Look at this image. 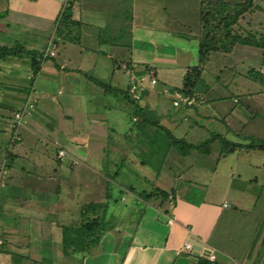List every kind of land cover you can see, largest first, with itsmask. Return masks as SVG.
Returning <instances> with one entry per match:
<instances>
[{"label":"crops","instance_id":"obj_1","mask_svg":"<svg viewBox=\"0 0 264 264\" xmlns=\"http://www.w3.org/2000/svg\"><path fill=\"white\" fill-rule=\"evenodd\" d=\"M53 1L56 3L54 17L51 21L52 27H49L47 32L50 28L54 30L55 19L65 2L47 0L49 4ZM102 1L105 0H78L73 5V19L82 24L79 28V42L66 43L55 50L51 49L54 61L50 60V64H47L49 59L42 62L40 71L47 68L49 72L45 89L39 92L37 101L33 95L31 96L36 103L22 119L23 134L18 133L20 136L18 142L10 130L11 119L13 114L20 110L24 101L28 100L31 91L33 94L36 93L39 78L36 75L30 83L32 75L27 60L16 61L10 58L0 61V73H6L8 78L17 80L0 85V97H3L2 88L10 90L6 91L7 101L2 100L4 103L0 105L2 111L0 122L4 126L6 121L8 125V139L5 148L2 149L5 151L4 158H8L10 164L9 169H3L4 175L8 170L6 183L12 178L11 168L15 166L13 161L17 157L24 164L30 165L32 170H36L32 177L34 184L28 182L27 188H31L29 191L35 195H32L33 198L37 196L36 193L43 189L39 182L47 176L44 173L50 164L47 148L40 151L41 143L44 141L55 148L54 160L57 158L58 150H66L65 156L58 164L64 171L81 162L86 165L89 162V167H98L109 136L119 134L125 136V133L130 131L124 109L121 108L116 119L112 118V111L105 102V97L110 95H121L126 102L136 104L138 102V111L135 110L132 122H139L140 117L146 116V108L151 107L154 110L153 114L156 115L155 119L164 120L162 121L164 125L160 126L173 137L189 140L187 141L189 143L194 138H203L205 134L210 136L216 134L228 142L241 145L249 144L250 136L264 141V117H259L258 112L249 116L241 108L239 110H235L237 107L234 108L231 113L234 112L238 123L232 127L231 121H227L231 114L227 113L229 107L224 110L219 102H214L217 106L213 111L209 108L208 100L204 99L203 103L195 96V105L173 107L171 100L163 94V90L168 86L181 88L182 82L180 87L175 85L178 74L183 80L186 68L192 65L190 54L185 56L188 58L186 63H179L173 54L175 52L172 45L175 44L176 47L178 41L187 43L193 41L192 48L197 51L195 36L178 33L172 28L178 23L185 24L179 20L177 14H174L175 9H171L173 12L169 10L168 14L165 7L155 5L158 0H117L119 9L114 13L108 8L109 2L101 4ZM36 3L38 0H6L4 9L0 7V10L8 11L5 20L8 24L14 25V28L25 24L28 28L25 32L34 31L33 38H36L37 34L45 29L43 24L46 18L51 16L49 9L47 11L31 9ZM137 7L142 16L140 25H137L135 16ZM164 37L167 41L163 44V50L158 53L154 47H158L160 45L158 43ZM135 42L138 43V48L135 47ZM37 43L34 40L28 48H34ZM62 53L63 59L57 62L56 56L59 57ZM196 60L197 58H193L194 63ZM19 61H22V65ZM19 69L20 71H17ZM143 76H146V81L139 83ZM91 78L101 81L115 91L102 90V87H98ZM152 79L156 80L155 86H150ZM132 80H138L134 82L136 86L134 94L131 89ZM122 85L124 89L121 88ZM232 103L237 104L238 101L233 99ZM156 120L151 122L155 124ZM180 120L186 124H182ZM245 122L250 125L247 132ZM139 126L134 131L136 135L142 134ZM9 130L12 137H9ZM23 137L26 139L25 146ZM241 137L244 140H241ZM126 151L134 153L131 149ZM255 151L264 154V150H246L241 147L231 154L219 155L215 165L199 167L198 174L201 177L207 175L208 184L202 178H185V181H182V176L174 179L175 182L169 179L161 180L159 184L173 185V192L167 197L173 202L172 213H167L161 207L158 208L159 211L152 208L153 212L150 214L154 216L155 223L146 224L145 227H150L147 229L138 227V224L132 226L136 222V218L135 221L133 218L136 214L131 212V221L123 225L116 221L115 227L106 234L107 238L103 236L100 240L99 253L85 257L83 264H197L199 258L206 259L200 252L199 256H194V250L193 252L185 249V243L190 241H196L203 249H208L214 257L212 262L214 264H264V190L261 188H264V159L252 160L250 155ZM40 156L43 160L47 159L46 164L40 163ZM7 162L0 165V170ZM136 162L139 166L146 164L141 158H137ZM221 166L226 167L225 172L221 170ZM222 173L226 175L227 181L221 179ZM43 174L45 176H42ZM53 174L57 176L58 171H54ZM50 180L56 183L53 178L47 181ZM192 182L205 186L203 190L207 195L213 185L221 186L219 192L222 197L229 198L232 203L223 201L216 207L213 203L205 201L209 200L208 198L197 204L183 203L181 200L185 199L184 194ZM143 183L146 184L145 179ZM131 184L128 183L121 188L128 193V198L145 201L140 195L146 194L143 193V187L139 186L140 191L136 192ZM253 184L258 185L257 191L254 190ZM3 188L8 193L23 190L22 187L16 188L10 184ZM53 189L58 193V186ZM132 208L134 209V206H127L122 215ZM106 214L109 217L113 212ZM159 216H162L166 223H158ZM234 232L237 233V237L233 235ZM111 236L112 238L108 240ZM115 239L119 241L118 246L112 245ZM106 240L108 245L113 246L111 249H104Z\"/></svg>","mask_w":264,"mask_h":264},{"label":"rangeland","instance_id":"obj_2","mask_svg":"<svg viewBox=\"0 0 264 264\" xmlns=\"http://www.w3.org/2000/svg\"><path fill=\"white\" fill-rule=\"evenodd\" d=\"M116 1L117 0H105L102 1L101 4L109 2V10H113L115 13L116 10L118 11L119 9ZM224 1L228 4H236L239 2L241 3L243 0ZM5 2L6 0H0V7H2V9L5 7ZM55 5V1L49 4L47 0H38L36 6L31 8L39 11H47V9H49L51 13V16L46 18L43 24L45 29L37 34L36 38H33L34 31L33 33L25 32V29H28L25 24L16 26L17 28H14V25L8 24L5 21L8 11L6 12V9L0 10V46H24L28 48L29 45L33 44L34 40H36L38 43L35 45V48L37 47L38 50H45V56L47 54L53 56V50H50L55 48L52 44V40L55 36L51 28L50 31L47 32V30L49 27H52L51 21L54 17L53 10H55ZM155 5L157 7H165L168 14L169 10L173 12L171 9H175L174 14H177L179 20L183 21V23L185 22V24L178 23L172 26L174 31L185 33L187 36L198 35L199 0H168V2L158 0ZM135 16L137 25H140L142 16L138 12V7ZM238 26L243 31L260 32V27L264 28V0H253V8L250 12H245L241 16L238 21ZM49 32H51V34ZM165 41H167L165 37L164 39L161 38L158 43L160 45L154 47V50L156 49L157 52L160 53L163 50ZM192 43L193 41L191 43L178 41L176 47L175 44L172 45L175 52L173 54L179 63H186L188 58L185 56L190 54L192 55V65L196 64L193 58H197V53L195 49L192 48ZM134 44L136 48L139 47L137 42ZM156 56H158V54ZM13 59L16 61L18 60L16 58ZM47 59H49L47 64H50L52 58ZM55 59L57 62H61L63 53L59 57L56 56ZM22 61H19V64L22 65ZM46 69L37 74L39 78L37 81L38 92L36 91V93L33 94V91H31L28 100L24 101L23 105L20 107V109H23V111L28 114L32 109H30L29 105L33 104L34 106L36 103L35 101L39 98V92L45 89L47 74H49ZM251 69L260 72L264 78V55L260 49L237 45L230 53H210L209 60L203 65L202 77L198 83H196L192 95L197 96L203 103L204 99L208 100L210 104L209 108H212V110H216L217 104L214 102H219L224 110H227L229 107L227 113H231V111L237 107L235 110L241 108L247 112L249 116L251 113L258 112L259 117H264V85L260 84L258 81L243 77V73L246 74ZM17 71H20V69ZM176 73L177 72H175V74ZM178 76L175 85L180 87L182 76L179 74ZM11 81L17 80L8 78L6 73H0V85ZM123 86L124 85L121 86L122 89H124ZM2 89H4V92L1 95L3 97H0V105L4 103L2 100L7 101L5 97L7 96L6 91L10 92V90L6 88ZM101 89L105 90L103 87ZM166 89L171 92L174 87L168 86ZM32 95L36 98H34L35 101L32 100ZM167 97L169 98V96ZM233 99H235L236 102L238 101V103L233 104ZM101 101L102 99L100 102ZM105 102L109 105V110L112 111L111 116L113 119L119 116L121 108L124 109L127 118L126 122L130 125V131L129 133H125V136L122 134L109 136L107 142H105V148L99 160L98 167H89V162L87 165L81 162L79 165H73L70 170L64 171L61 166L55 163V148L53 145H49L45 141L42 142V148L39 149L41 151L47 148L50 164L44 173L47 176L43 181L39 182V186L41 185L43 189L36 193L37 198H33L32 195H35L29 191L31 188H27L28 182L34 184L32 177L34 175L33 173L36 171L32 170L30 165L24 164L23 161L19 160L17 157L14 158L13 162L15 166L11 168L13 173L9 183H6V174L8 170H4L5 175L3 174V168L0 170V244H2V246L0 245V264H63V257L61 254L62 228L64 226L77 227L80 224L82 218L80 214L81 208H87L86 210L89 212L91 206L104 202L105 207L103 212H113V216L109 214L113 222L118 221L120 225L128 223L131 221V212H135L136 217L133 216V218L134 221L136 218V222L132 226L134 227L138 224V227L147 228L145 227L146 224L154 222V216L152 217L150 214V212H153L152 208L158 210V208L161 207L163 210L165 209L167 213H172L173 202L167 197L173 192V185L168 186L166 184H159L161 180L164 181L169 179L175 182L176 180L174 179L182 176V181H185V178H202L207 182V175L201 177L198 174L199 167H210L211 165H215L220 153L221 140L216 139V141L208 147V151L205 150L200 152L199 150L192 149L187 154H181L173 145H170L171 142L166 135L168 134L165 131L166 129L160 126L164 125L162 122L164 120H156V115L153 114L154 110L151 107L146 108V116L144 118L140 117L139 122H132L131 119L135 110L138 111V102L137 104L131 101L126 102L121 95L107 96L105 97ZM100 106L101 103H99V107ZM6 111H4V113L7 114L8 112ZM0 113H2L1 110ZM246 117L248 118V116ZM228 118L227 121H231L232 127L237 126L238 122L234 112H232ZM154 120H156L155 124L151 122ZM180 122L186 124L183 120H180ZM246 125L245 132L250 129L249 123ZM21 126L22 123L20 126L13 129L10 125V130L13 134V130L15 133L23 134V128ZM138 126L140 133H142L140 135H136L134 132ZM10 130L9 137H12ZM116 131L121 133L118 130ZM7 132L8 125L6 121L4 122V126L0 122V165L7 161L9 163V159H5L3 156L5 151H2L8 139ZM210 138H212V136L205 134L203 138H194L190 143L202 144ZM241 140L244 139L241 137ZM249 140L252 143L260 142V140L254 139L251 136ZM25 144L26 139L24 141V146ZM8 147L9 146H7V148ZM126 149H131L134 153H130L126 151ZM64 151L66 152V150ZM58 152L59 150L57 154ZM250 156L252 160H258V158L264 159V154L258 151L252 152ZM137 158L143 159L146 164H144V166H139L136 162ZM46 162L47 159L43 160L42 157L40 158L41 164H46ZM221 170L225 172L226 167L221 166ZM54 171H58L57 176H54ZM44 174L42 176H45ZM50 178H53L56 183H53L52 180L47 181ZM143 179H145L146 184L143 183ZM221 179L227 181L226 175L223 174ZM152 181L156 183L151 184ZM128 183H132L131 186L136 192L140 191L139 186H142L144 190L143 193L151 192V196L145 198L143 202L141 200L136 201L128 198V193H125V190L121 189L123 185H128ZM211 183L212 181H210V186ZM9 184L16 188L22 187L23 190H21V192L8 193L3 187ZM206 184H208V182ZM56 186L59 187L58 193L53 189ZM253 186L254 190L257 191L258 185L253 184ZM204 187L205 186L201 183L192 182L191 185L188 186V191L184 194L185 199L181 201L183 203L189 202L197 204L203 199L208 198L209 200L205 201L213 203L216 207L220 206L223 201L232 203L229 198L222 197V194L219 192L221 190L219 187L221 186L217 187V185H213L208 195L205 193L206 191L203 190ZM261 188L264 190L263 187ZM140 195L142 194L140 193ZM233 203L235 202L233 201ZM88 205L90 206L87 207ZM127 206H134V209H129V211L122 215V212L127 209ZM115 209L118 210L117 213H114ZM158 219V223H166L162 216H159ZM119 224L118 226H120ZM149 228L150 227L147 229ZM162 228L163 227H161V232ZM107 233L104 234V237L106 236L105 238H107ZM234 233L233 235L237 237V233ZM111 238L112 236L108 240ZM118 242L119 241L115 239L112 245L118 246ZM113 246H111V244L108 245L107 240L104 242V249L106 250L111 249ZM120 253L122 254V250H120Z\"/></svg>","mask_w":264,"mask_h":264},{"label":"trees","instance_id":"obj_3","mask_svg":"<svg viewBox=\"0 0 264 264\" xmlns=\"http://www.w3.org/2000/svg\"><path fill=\"white\" fill-rule=\"evenodd\" d=\"M78 0H65L63 7L56 19L52 40V44L56 48L60 45L79 42V28L81 22L73 19L72 7ZM253 8V0H243L241 3L228 4L224 0H199L198 19L199 33L195 36L197 40V60L196 64L186 68L182 80V87L173 90L184 95L194 97L192 95L196 83L201 79L203 74V65L209 60L210 53H230L237 45L260 49L264 55V28L260 27V32L243 31L238 26V21L245 12H250ZM53 56L46 55L45 52L37 48H27L24 46H0V61H5L10 58L18 60L24 59L29 63L32 79L41 70V65L44 60ZM246 77L253 81H258L264 85L262 74L253 69L249 70ZM98 87H103L104 91H115L109 88L101 81L91 78ZM143 81H146V76H143ZM156 81V80H155ZM156 84V83H155ZM155 86V85H153ZM168 90V89H167ZM170 91V90H168ZM141 111V109H140ZM17 112V111H16ZM27 115V113L25 114ZM142 118V117H141ZM167 137L170 139V145H173L181 154H187L190 150L196 149L200 152L208 151V147L216 141L221 140L220 156L233 153L235 150L243 147L246 150H264V141L257 143L250 142L247 145L228 142L222 136L213 134L212 138L206 140L202 144L194 145L184 139L173 137L167 130ZM14 132L15 141L20 140L18 133ZM169 143V142H168ZM58 158V159H57ZM55 159L56 164L60 163L63 157L58 156ZM10 164L7 162L3 169H9ZM143 199L150 197L151 193L141 195ZM88 205L87 207H89ZM105 207L104 202L87 208H81V221L77 227L64 226L61 232V254L63 264H83L85 257L94 256L99 253V242L105 233L111 231L115 227V221L112 217H107L106 212H103ZM102 210V211H101ZM101 211V213H100ZM103 212V213H102ZM116 213V210L115 212ZM106 216V218H105ZM113 216V214H112ZM2 246V244H0ZM197 264H214L207 259L199 258Z\"/></svg>","mask_w":264,"mask_h":264},{"label":"built area","instance_id":"obj_4","mask_svg":"<svg viewBox=\"0 0 264 264\" xmlns=\"http://www.w3.org/2000/svg\"><path fill=\"white\" fill-rule=\"evenodd\" d=\"M51 55H52V53H51ZM137 81L138 80H132V82H131V89H132L133 94H134V90L136 88L134 82H137ZM142 82H143V79H141L139 83H142ZM155 83H156L155 79L150 80V85H155ZM163 93L165 95L169 96V98L171 100V104L173 107L193 106L196 104V99L194 97L184 95V94H182L176 90L175 91L172 90L171 92H169L167 89H164ZM29 107H30V109L33 108V104L29 105ZM25 114H26V112H24L23 109H20L18 112H15L13 114V117L11 120V128L15 129L18 126H20L22 123V119L25 116ZM58 155L61 157H64L65 153H64V151L59 150ZM170 223H171V221H170ZM185 249L191 251L192 250V244L186 242L185 243ZM206 259L210 262L214 261V257L211 254V252H209Z\"/></svg>","mask_w":264,"mask_h":264},{"label":"water","instance_id":"obj_5","mask_svg":"<svg viewBox=\"0 0 264 264\" xmlns=\"http://www.w3.org/2000/svg\"><path fill=\"white\" fill-rule=\"evenodd\" d=\"M189 243L192 244V251L193 250L195 251L194 256H199V252H200V255H202L203 257L207 258V255L210 252L208 249H203L201 244H199L196 241H190Z\"/></svg>","mask_w":264,"mask_h":264},{"label":"clouds","instance_id":"obj_6","mask_svg":"<svg viewBox=\"0 0 264 264\" xmlns=\"http://www.w3.org/2000/svg\"><path fill=\"white\" fill-rule=\"evenodd\" d=\"M13 117V116H12Z\"/></svg>","mask_w":264,"mask_h":264}]
</instances>
